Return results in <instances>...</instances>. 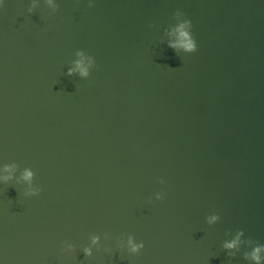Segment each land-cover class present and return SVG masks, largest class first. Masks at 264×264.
Wrapping results in <instances>:
<instances>
[{
	"label": "water",
	"instance_id": "water-1",
	"mask_svg": "<svg viewBox=\"0 0 264 264\" xmlns=\"http://www.w3.org/2000/svg\"><path fill=\"white\" fill-rule=\"evenodd\" d=\"M53 4L0 7V169H15L0 183L3 264H252L264 0ZM185 19L191 54L168 47ZM78 52L94 61L86 78L67 74ZM237 232L239 249H224ZM129 236L139 253L120 247Z\"/></svg>",
	"mask_w": 264,
	"mask_h": 264
},
{
	"label": "clouds",
	"instance_id": "clouds-1",
	"mask_svg": "<svg viewBox=\"0 0 264 264\" xmlns=\"http://www.w3.org/2000/svg\"><path fill=\"white\" fill-rule=\"evenodd\" d=\"M5 0H0V7L4 5ZM50 6H54L53 0H48ZM172 39L168 42V47L175 50H180L186 54H191L197 51V42L192 33V22L190 19H185L183 22L178 23L172 31L169 33ZM79 57L74 62V67L68 69V75H72L73 72H78L81 77H87L89 75V68L93 65L94 61L91 57H85L82 52H78ZM14 166L5 165L0 169V183H7L13 176ZM26 184L29 185V191L27 195L35 196L41 189L32 187L33 172L30 169H25L20 177ZM162 197L157 194L156 199L159 200ZM217 220L216 216L208 218V223L212 224ZM243 232H237L235 237L230 241H225L223 244L224 249L234 251L238 250L242 243L241 237ZM98 243V237H93L91 244L95 246ZM70 247V246H69ZM120 247H126L131 253H139L144 248L143 241H136L133 237L129 236L126 243H121ZM84 254L86 256L92 255L91 248H85ZM245 259L250 260L252 264H264V245H257L252 247L250 252L245 253ZM0 264L3 261L0 260Z\"/></svg>",
	"mask_w": 264,
	"mask_h": 264
}]
</instances>
